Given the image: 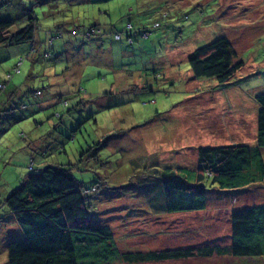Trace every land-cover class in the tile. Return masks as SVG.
Wrapping results in <instances>:
<instances>
[{
  "label": "rangeland",
  "instance_id": "374dc122",
  "mask_svg": "<svg viewBox=\"0 0 264 264\" xmlns=\"http://www.w3.org/2000/svg\"><path fill=\"white\" fill-rule=\"evenodd\" d=\"M2 3L0 18L18 19L20 10ZM35 3L24 1L41 20L36 42L0 48V83L20 68L0 90V108L14 109L10 118L0 120V204L32 172V164L36 169L40 164L63 167L85 190L96 189L88 201L92 225L111 227L122 252L229 245V213L263 203L264 183L240 191L214 189L205 211L166 215L159 202L161 172L194 169L201 147L256 145V97L264 94V0ZM60 9L85 25L99 20L111 21L118 30L128 22L148 28L158 22L160 27L147 40L134 35L132 45L125 38L116 42L109 33L101 42L66 37L49 45L45 29L50 20L43 13ZM220 37L231 41L244 66L224 84L194 79L189 55ZM39 89L43 95L35 96ZM59 112L61 120L53 117ZM35 138L39 141L33 143ZM260 153L264 159V148ZM0 214L7 221L0 228V264H8L7 243L22 234L5 207ZM144 264H264V258Z\"/></svg>",
  "mask_w": 264,
  "mask_h": 264
},
{
  "label": "trees",
  "instance_id": "16d2710c",
  "mask_svg": "<svg viewBox=\"0 0 264 264\" xmlns=\"http://www.w3.org/2000/svg\"><path fill=\"white\" fill-rule=\"evenodd\" d=\"M10 1L5 3L4 0V6L1 7L9 9L13 6L20 11L18 19L0 18V48L34 44L38 38L40 18L33 8L25 6V0ZM35 1L37 7H51L50 2L55 0ZM43 16L50 20L45 29L49 45L66 37L101 42L106 33L112 35L116 42L125 38L132 45L135 42L134 35L147 40L153 30L160 27L158 22L149 28L135 27L128 22L125 28L118 30L111 21L101 24L99 20L85 25L84 20H77L74 15L65 16L61 9L54 15L44 12ZM68 27L69 30H65ZM107 28L110 29L106 32ZM45 54L51 56L50 51ZM22 61L24 59L19 65ZM188 63L194 79H216L220 84L228 82L244 66L227 37L198 47L189 55ZM19 70L17 67L5 75L0 90L13 81ZM80 93L86 95L83 89ZM41 95L42 90L35 92V96ZM256 101L259 110L255 146L231 144L201 147L197 150L198 160L194 169L168 167L161 172L162 199L159 202L166 215L205 211L208 207L207 196L214 189L240 191L257 184L263 185L264 159L260 148H264V94L258 95ZM61 104L62 109L67 111L68 102ZM0 112L3 113L0 114V120L8 119L14 109L8 105L0 108ZM53 117L61 120L63 115L59 112ZM21 120L23 118L13 123ZM35 124L38 126L39 123ZM21 137L27 138L26 134ZM35 141L38 142L39 138H35L33 143ZM31 167L32 172L21 178L19 186L11 190L0 204V208L5 207L8 214L13 216L17 230L22 234V238L7 243L8 264H144L193 257L264 258V199L259 205L231 210V241L227 246L217 244L199 249L190 247L122 252L117 247L111 227L92 225L88 201L96 190L94 187L85 190L67 168L41 164L37 169L33 164ZM6 223V218L0 214V228Z\"/></svg>",
  "mask_w": 264,
  "mask_h": 264
}]
</instances>
